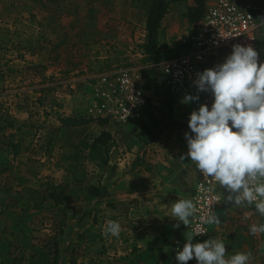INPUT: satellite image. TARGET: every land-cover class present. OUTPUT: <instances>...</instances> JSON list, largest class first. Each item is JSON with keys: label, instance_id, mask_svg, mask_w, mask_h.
Segmentation results:
<instances>
[{"label": "rangeland", "instance_id": "obj_1", "mask_svg": "<svg viewBox=\"0 0 264 264\" xmlns=\"http://www.w3.org/2000/svg\"><path fill=\"white\" fill-rule=\"evenodd\" d=\"M254 1L264 8V0ZM192 4L186 0L169 7L161 22L155 62L147 60L142 48L149 0H0V108L14 121L34 126L32 142L24 147L33 161L18 167L20 176L11 173L17 163L10 149H0V264H129L121 245L130 243L133 234H144L155 221L132 195L148 179L155 181L146 174L157 168L175 173L188 152L185 133L191 134L182 128L146 142L144 126L156 108L165 110L168 119L188 123L191 112L200 107L170 94L169 111L164 95L152 83L153 77L158 81L159 66L182 53L180 41L192 26L186 6ZM257 52L258 62L264 63V43ZM118 74L132 77L147 94L139 119L118 123L90 113L100 102L102 79ZM69 117L90 121L63 126ZM101 131L112 135L108 152H90V141ZM71 148L89 154L82 162L85 174L77 175L84 185L99 186L101 196L72 185L54 204L43 195L48 187L63 183L61 159ZM184 181L178 184L180 191L188 183ZM250 207L242 220L247 221L245 235L237 248L226 250L225 258L251 252L250 264H261L264 233L252 235L249 229L264 224V216ZM109 220L120 224L118 237L106 232ZM185 234L191 236L188 230ZM162 241L168 247L176 245ZM134 261L141 264V256Z\"/></svg>", "mask_w": 264, "mask_h": 264}, {"label": "clouds", "instance_id": "obj_2", "mask_svg": "<svg viewBox=\"0 0 264 264\" xmlns=\"http://www.w3.org/2000/svg\"><path fill=\"white\" fill-rule=\"evenodd\" d=\"M252 46L234 45L226 60L214 68L198 73L195 81L198 92H211V108L201 104L192 111L188 121L191 134L185 133L188 152L195 168L211 178L227 195L225 203L235 206L255 205L264 216V63ZM198 101L199 96L187 95L185 103ZM197 214L191 199L173 203L171 218L189 227L190 218ZM201 224L220 225L218 216L209 209L199 215ZM252 235L264 233V224H253ZM106 232L118 237L121 226L109 220ZM198 234H202L198 233ZM186 239L182 250L176 252L179 264L193 258L197 264H250L252 253H236L226 259V246L218 239L193 243Z\"/></svg>", "mask_w": 264, "mask_h": 264}, {"label": "built area", "instance_id": "obj_3", "mask_svg": "<svg viewBox=\"0 0 264 264\" xmlns=\"http://www.w3.org/2000/svg\"><path fill=\"white\" fill-rule=\"evenodd\" d=\"M262 43L264 8L261 9L254 0H208L201 19L180 41L184 46L182 53L159 66L155 88L166 96H199L198 101L192 102L210 107L214 97L211 92H198L195 85L198 73L221 64L232 53L234 45L252 46L259 51ZM100 83L101 89L97 91L100 102L90 109L91 114L111 118L118 123L141 118L148 97L132 77L118 74L109 79L104 77ZM226 195L217 182L199 173L190 193L197 214L190 218L188 227L196 240L203 241L210 233V225L201 224L199 215L209 209L215 213Z\"/></svg>", "mask_w": 264, "mask_h": 264}, {"label": "crops", "instance_id": "obj_4", "mask_svg": "<svg viewBox=\"0 0 264 264\" xmlns=\"http://www.w3.org/2000/svg\"><path fill=\"white\" fill-rule=\"evenodd\" d=\"M190 161V157L181 161V165L176 168L174 174H170V171L167 172L159 167L152 171V175L146 174L147 178L152 177L155 181L148 179L144 185L136 188L132 196L139 198L141 204L145 206L148 217H153L155 221L151 223V227L150 225L146 227L144 234H133L130 243L121 245L120 252L124 253L123 259L125 258L126 263L132 264L135 262L136 256L137 258L141 256V264H179L176 260V252L182 250L186 243L188 236L185 232L189 231V228L183 223H180L179 228L173 226L178 221L171 218V208L177 200L190 199L189 193L195 186L200 173L191 166ZM183 180L188 183H184L185 190L180 191L178 184H183ZM225 197L215 212L221 223L218 226L210 225L208 239L222 241L226 250L231 251L233 248H237L241 243L242 236L245 235L242 229L247 228L245 227L247 221L242 220L244 215L250 213L251 207L227 204ZM189 233L191 234L190 231ZM165 239L176 243V245L168 247L163 244L162 240ZM194 240L192 242L197 243ZM132 251L134 254L131 253ZM190 262L197 264L195 258L188 261L187 264Z\"/></svg>", "mask_w": 264, "mask_h": 264}, {"label": "trees", "instance_id": "obj_5", "mask_svg": "<svg viewBox=\"0 0 264 264\" xmlns=\"http://www.w3.org/2000/svg\"><path fill=\"white\" fill-rule=\"evenodd\" d=\"M183 1L186 0H149L150 5L145 19L146 35L144 44L142 45L143 52L145 53L148 61L157 62L159 60L158 34L161 22L168 13L169 7L172 3H181ZM192 1L193 4L191 6H186L185 15L188 22L193 25L201 19L208 0ZM59 4L63 8L66 7L65 2H60ZM156 81L157 80L153 77L152 83L154 85L157 84ZM163 103L165 104L166 108L171 111L172 103L166 95H164ZM156 109V112L152 111V114L149 115L148 125L144 126L146 133L145 137L143 138L144 141H156L163 133L167 131L179 132L182 128L190 130L188 123H181L168 119L165 110H161L160 108ZM157 112L159 116H157ZM88 121L90 120L69 117L66 120H63L62 124L65 127H74L85 124ZM105 123V121H99V125H104ZM9 129L12 130V133H10L7 137H4V132ZM33 130V125L14 121V119L10 117L7 112L2 111L0 108V141L2 138H7L6 142H0V149L4 148V146L10 149L14 163H17V166L12 168L11 173H14V175L16 174V176H20L19 173H17L18 167L20 165L24 166L33 161L32 157L27 153V150L25 151L24 149L27 144L32 142V138L34 136ZM112 141L113 138L110 132L101 131L90 141L89 150L93 153H100L102 151L104 154H106L111 146ZM88 156L89 154H84L81 148H71L67 153H65L61 159L64 165L62 168L60 167L64 172L63 183L48 187L47 192L43 195V198L51 200L54 204H59L62 201L66 190L72 185L81 186L83 190L90 196H101V190L99 186L94 184L84 185L83 179L77 175L78 172L85 174L83 172L82 162L87 160ZM32 206L36 208L38 205L33 203ZM74 263L75 262L73 261L70 264ZM261 264H264V256Z\"/></svg>", "mask_w": 264, "mask_h": 264}]
</instances>
